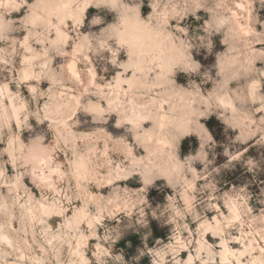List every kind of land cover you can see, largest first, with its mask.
<instances>
[{
  "label": "clouds",
  "instance_id": "clouds-1",
  "mask_svg": "<svg viewBox=\"0 0 264 264\" xmlns=\"http://www.w3.org/2000/svg\"><path fill=\"white\" fill-rule=\"evenodd\" d=\"M145 261L264 264V0H0V264Z\"/></svg>",
  "mask_w": 264,
  "mask_h": 264
},
{
  "label": "rangeland",
  "instance_id": "rangeland-1",
  "mask_svg": "<svg viewBox=\"0 0 264 264\" xmlns=\"http://www.w3.org/2000/svg\"><path fill=\"white\" fill-rule=\"evenodd\" d=\"M213 120H214V118H213ZM216 125H217V127L215 129H210V131H214L217 134L222 133L224 126L219 124V122H216ZM206 126H207V124H206ZM250 154L254 155L255 152L253 151ZM150 195H155V193L153 192ZM155 235H157L159 237H163L165 235V233L163 231H155ZM128 239H131L133 241L134 246H135V244L138 243V239L135 236L128 237ZM209 241L211 242V237H209ZM123 244H124V242L122 241L119 246H123ZM182 255H185V254H182ZM144 264H147V261H145Z\"/></svg>",
  "mask_w": 264,
  "mask_h": 264
}]
</instances>
